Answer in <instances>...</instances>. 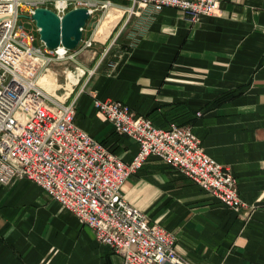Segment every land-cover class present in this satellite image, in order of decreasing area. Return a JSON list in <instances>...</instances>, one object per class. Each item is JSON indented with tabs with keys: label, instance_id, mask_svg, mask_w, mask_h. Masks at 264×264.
<instances>
[{
	"label": "crops",
	"instance_id": "0c3cea01",
	"mask_svg": "<svg viewBox=\"0 0 264 264\" xmlns=\"http://www.w3.org/2000/svg\"><path fill=\"white\" fill-rule=\"evenodd\" d=\"M115 1L106 12L118 20L85 66L94 74L72 97L77 124L127 163L138 144L115 132L95 99L122 101L158 128L192 127L232 170L247 207L227 208L153 156L124 185L126 200L175 236L188 264H264V0H218L217 14L197 21L173 8L131 14L134 0ZM122 263L36 183L0 184V264Z\"/></svg>",
	"mask_w": 264,
	"mask_h": 264
},
{
	"label": "built area",
	"instance_id": "2783aa9c",
	"mask_svg": "<svg viewBox=\"0 0 264 264\" xmlns=\"http://www.w3.org/2000/svg\"><path fill=\"white\" fill-rule=\"evenodd\" d=\"M54 2L64 16L69 0H0V184L27 179L91 228L97 241L122 257V264H188L176 238L130 204L123 187L150 157H157L193 180L227 208L247 204L232 170L211 158L192 127L172 122L158 128L122 101L95 99L97 113L115 132L138 144L127 163L76 122V101L48 93L38 82L52 61L67 57L63 46L50 50L37 37L18 29L21 9L32 17L40 3ZM89 5L88 2H86ZM111 2L106 1L103 8ZM135 7L137 11H135ZM153 7L178 9L191 21L216 15L218 0H135L131 14ZM48 8V7H44ZM90 15L93 9H88ZM83 42V40H82ZM92 47L93 40L84 41ZM37 70L33 75L28 71ZM200 115V113H199Z\"/></svg>",
	"mask_w": 264,
	"mask_h": 264
},
{
	"label": "rangeland",
	"instance_id": "374dc122",
	"mask_svg": "<svg viewBox=\"0 0 264 264\" xmlns=\"http://www.w3.org/2000/svg\"><path fill=\"white\" fill-rule=\"evenodd\" d=\"M106 1L111 2L112 0H69L70 4L67 13L73 9L83 8V7L87 9L89 8L93 9L94 13L91 15V18L89 20L91 22L90 27L87 32L86 38L82 39L83 42L81 41L80 45L75 50L70 51L65 59L60 61L59 60L52 61V63L48 65L47 69L43 71L42 74L40 75L38 82L48 93L62 99L67 98V102H71L73 95L76 93V90L83 84L85 79L89 75L94 74L92 68L89 70L85 69L86 65L87 66L92 65L96 61L95 59H91V57L93 56L96 57L94 51H98L100 53L103 50L94 46V44L97 41H104L103 39L104 34L106 35L109 32V30H107L108 22L118 20V15L115 16V14L112 13L111 11L106 12L107 8L102 7ZM86 2H88L89 5H87ZM128 2H129L128 0L115 1V3L120 5H127ZM134 4H135V0H134ZM38 5L43 7H48V9H51L53 11L56 10L53 1L41 3V4L39 3ZM132 8H130V10ZM134 10L137 11V8L135 7ZM140 11L141 10H139L138 12L140 13ZM17 28L23 29L29 34H34L37 37L36 45H40V43L42 42L40 39L39 30L36 26V23L29 16V13L26 11V9H21L19 12ZM97 30H100L98 36L101 37L100 38L101 40L95 39ZM88 40H93V46L90 48L84 47L85 45L84 41H88ZM115 44L116 43H114V45ZM36 70H37V66H35V71H33L32 73L29 72V74L33 75L36 72ZM180 173L182 174V172Z\"/></svg>",
	"mask_w": 264,
	"mask_h": 264
},
{
	"label": "water",
	"instance_id": "95a60500",
	"mask_svg": "<svg viewBox=\"0 0 264 264\" xmlns=\"http://www.w3.org/2000/svg\"><path fill=\"white\" fill-rule=\"evenodd\" d=\"M31 18L48 49L55 50L63 46L72 51L80 45L91 15L85 7L73 9L62 17L51 9L39 7Z\"/></svg>",
	"mask_w": 264,
	"mask_h": 264
},
{
	"label": "bare ground",
	"instance_id": "6f19581e",
	"mask_svg": "<svg viewBox=\"0 0 264 264\" xmlns=\"http://www.w3.org/2000/svg\"><path fill=\"white\" fill-rule=\"evenodd\" d=\"M103 22H104V21H103ZM115 23H116V22H114V24H115ZM114 24H113V25H114ZM113 25H112V26H113ZM112 26H111V28H112ZM98 33H100V30H97L96 35H95V39H99V40H101V39H100L101 37L98 36ZM106 38H107V36H105V34H104L103 39L105 40ZM33 67H34V66H33ZM34 69H35V67H34ZM34 71H35V70H34ZM28 72H30V71H28ZM32 72H33V71H31V73H32Z\"/></svg>",
	"mask_w": 264,
	"mask_h": 264
}]
</instances>
